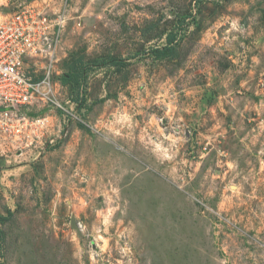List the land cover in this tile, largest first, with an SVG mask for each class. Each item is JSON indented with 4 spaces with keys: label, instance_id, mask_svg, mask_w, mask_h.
<instances>
[{
    "label": "rangeland",
    "instance_id": "374dc122",
    "mask_svg": "<svg viewBox=\"0 0 264 264\" xmlns=\"http://www.w3.org/2000/svg\"><path fill=\"white\" fill-rule=\"evenodd\" d=\"M66 22L77 120L21 108L64 139L0 147V264H264V0H71Z\"/></svg>",
    "mask_w": 264,
    "mask_h": 264
},
{
    "label": "built area",
    "instance_id": "2783aa9c",
    "mask_svg": "<svg viewBox=\"0 0 264 264\" xmlns=\"http://www.w3.org/2000/svg\"><path fill=\"white\" fill-rule=\"evenodd\" d=\"M70 1L30 0L13 6L14 0H0L1 148L39 155L64 139L60 127L52 130L48 119L27 116L21 108L42 103L62 111L63 119L77 120L60 105L55 80Z\"/></svg>",
    "mask_w": 264,
    "mask_h": 264
},
{
    "label": "trees",
    "instance_id": "16d2710c",
    "mask_svg": "<svg viewBox=\"0 0 264 264\" xmlns=\"http://www.w3.org/2000/svg\"><path fill=\"white\" fill-rule=\"evenodd\" d=\"M166 43L162 47L154 48L149 51V53L153 56L154 60H165L168 58H172L176 54V44H177V36L173 33H169L166 35ZM77 76L74 72H70V74L65 76L63 82L66 83L68 81H75L76 82ZM11 216V213H8ZM1 219V220H6Z\"/></svg>",
    "mask_w": 264,
    "mask_h": 264
},
{
    "label": "water",
    "instance_id": "95a60500",
    "mask_svg": "<svg viewBox=\"0 0 264 264\" xmlns=\"http://www.w3.org/2000/svg\"><path fill=\"white\" fill-rule=\"evenodd\" d=\"M71 223H72V225L75 227V225H74V220H73V219H71Z\"/></svg>",
    "mask_w": 264,
    "mask_h": 264
}]
</instances>
